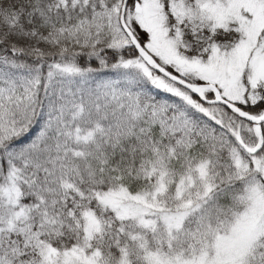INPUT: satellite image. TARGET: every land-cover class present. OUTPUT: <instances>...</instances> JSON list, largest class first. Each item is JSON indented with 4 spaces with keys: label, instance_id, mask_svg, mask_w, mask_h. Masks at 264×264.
I'll return each mask as SVG.
<instances>
[{
    "label": "snow or ice",
    "instance_id": "1",
    "mask_svg": "<svg viewBox=\"0 0 264 264\" xmlns=\"http://www.w3.org/2000/svg\"><path fill=\"white\" fill-rule=\"evenodd\" d=\"M0 264H264V0H0Z\"/></svg>",
    "mask_w": 264,
    "mask_h": 264
}]
</instances>
